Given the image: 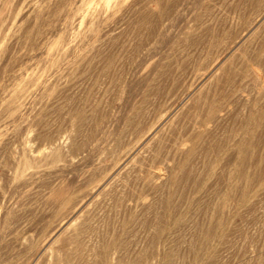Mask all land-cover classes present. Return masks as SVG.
<instances>
[{"label": "rangeland", "instance_id": "1", "mask_svg": "<svg viewBox=\"0 0 264 264\" xmlns=\"http://www.w3.org/2000/svg\"><path fill=\"white\" fill-rule=\"evenodd\" d=\"M0 264H264V0H0Z\"/></svg>", "mask_w": 264, "mask_h": 264}]
</instances>
